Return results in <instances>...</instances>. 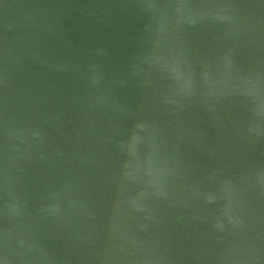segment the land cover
Segmentation results:
<instances>
[{"label":"water","instance_id":"1","mask_svg":"<svg viewBox=\"0 0 264 264\" xmlns=\"http://www.w3.org/2000/svg\"><path fill=\"white\" fill-rule=\"evenodd\" d=\"M0 264H264V0H0Z\"/></svg>","mask_w":264,"mask_h":264}]
</instances>
